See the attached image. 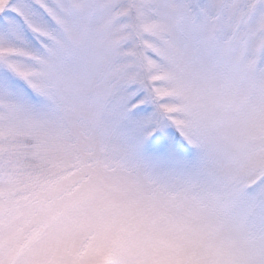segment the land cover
I'll list each match as a JSON object with an SVG mask.
<instances>
[{"label":"snow or ice","instance_id":"snow-or-ice-1","mask_svg":"<svg viewBox=\"0 0 264 264\" xmlns=\"http://www.w3.org/2000/svg\"><path fill=\"white\" fill-rule=\"evenodd\" d=\"M0 264H264V0H0Z\"/></svg>","mask_w":264,"mask_h":264}]
</instances>
